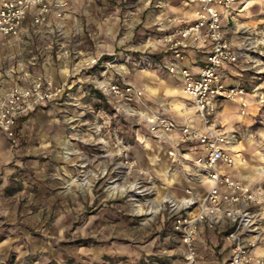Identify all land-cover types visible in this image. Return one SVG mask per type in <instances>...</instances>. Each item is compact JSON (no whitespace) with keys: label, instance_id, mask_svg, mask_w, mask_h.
Listing matches in <instances>:
<instances>
[{"label":"rangeland","instance_id":"rangeland-1","mask_svg":"<svg viewBox=\"0 0 264 264\" xmlns=\"http://www.w3.org/2000/svg\"><path fill=\"white\" fill-rule=\"evenodd\" d=\"M68 2L65 26L53 35L56 45H48V21L26 39L23 57L0 62L6 77L0 91L11 81L4 71L20 62L32 74L59 64L66 68L59 78L70 84L67 100L35 108L6 144L10 157L0 171V240L9 236L6 242L13 245L0 244V264H195L187 262L162 202L182 196L183 187L193 182L194 165L184 161L181 145L165 144L140 114L126 113L98 86L100 79L124 78L141 87L144 79L136 81L141 72L168 74L159 67L156 46L161 32L178 19L167 8L172 0ZM238 6L234 19L225 22L229 35L246 49L231 65L247 89L246 106L240 104L241 116L233 124L243 139L240 158L251 172L264 168V0ZM142 14L151 17L150 25L133 22ZM118 16L119 30L112 25ZM97 55V63H85ZM235 103L223 99L219 105L225 111ZM150 104L142 96L137 107L171 116L167 106ZM223 117L216 119L226 123ZM129 183L133 189H120ZM151 208L157 211L150 216Z\"/></svg>","mask_w":264,"mask_h":264},{"label":"built area","instance_id":"built-area-1","mask_svg":"<svg viewBox=\"0 0 264 264\" xmlns=\"http://www.w3.org/2000/svg\"><path fill=\"white\" fill-rule=\"evenodd\" d=\"M194 19L163 32L159 41L165 43L169 58L159 61L183 81V89L201 121L178 122L164 110H140L143 90L122 78L100 79L98 86L113 97L130 115L140 114L155 136L167 138L176 131L181 142L197 141L202 152L194 159L192 179L208 182L205 192L194 186L185 187L181 197L166 196L163 205L172 218V228L184 247L190 263L196 260V237L202 226H225L230 242L228 264H264V253L257 251L264 238V186L252 188L248 181L236 179L220 171V165L231 167L236 158L231 145L240 141L235 131H225L216 119L215 111L223 99H238L246 106V87L236 78L229 80L227 65L235 64L246 54L243 45L229 35L225 19L233 20L236 4L246 0H199ZM67 0H0V33L17 35L24 18L30 13L35 24L48 23L49 14H66ZM234 29L233 31H235ZM207 43L205 61L198 71L185 62L187 49H198ZM100 55L92 56L86 64L97 63ZM106 64H113L111 59ZM67 80L54 82L52 77L36 75L28 84L18 82L8 86L0 95V134L13 137L18 119L36 107L50 101H65L70 96Z\"/></svg>","mask_w":264,"mask_h":264},{"label":"crops","instance_id":"crops-1","mask_svg":"<svg viewBox=\"0 0 264 264\" xmlns=\"http://www.w3.org/2000/svg\"><path fill=\"white\" fill-rule=\"evenodd\" d=\"M199 4V0H172L167 8L171 14L178 15V19L171 25H169L168 28L164 29L163 32L170 31L177 25L192 21L194 19L193 11ZM238 5L236 6L238 7ZM70 6V3L68 2L65 7L66 12L67 10H69ZM62 19L64 20L65 16L57 15L54 11L49 14L48 21H50V24H48L49 27L45 29L49 30V32L52 33L48 34L50 37V42L48 45L50 46L56 45L58 43L57 39L54 38V32L57 31L58 34L59 30H63V27L65 25L64 23H62ZM121 22L122 20L118 16L117 19L112 20V25L116 24V26L114 27L115 29L119 30ZM133 22H142V24L144 25H150L152 19L149 15L144 17L142 14L134 17ZM41 26L42 25L35 24L32 21V16L29 13L22 22L19 34L3 35L0 33V62L12 56L15 58L17 57L18 59H20V57H23L22 49H24V43L26 39L32 35V32H36L35 30H38V27ZM163 32H161V34ZM165 46L166 45L164 42L158 41L156 48L158 50L157 54H159L158 57L160 61L169 58V53L168 51H166ZM206 53L207 43L198 49H187V57L185 59V62L190 65L194 71H198L200 65L205 61ZM58 65L59 64L50 66L45 65L44 70L39 69L35 71L34 74H32L31 71H29L28 67H24L23 65L21 66L20 62V65L16 67L12 66L8 68V71L4 72H6V74H8L9 78L11 79L9 85L15 82L28 84L35 77V75L51 76L53 77L54 82H59L61 81L59 75L63 72H66V68L60 66L58 67ZM231 65L226 66V70L229 73L228 81L235 80L234 76H236V73H233V70L231 69ZM165 70L168 74H165V76L161 77L157 76L154 71H144L139 73L138 77H140V79L138 78L136 81L144 79L141 83V87L144 88L143 101L145 103L152 102V104L150 105L153 108L167 106L170 109L172 118H174L178 122H191L196 126H200L201 121L197 116V113L192 104L191 106L188 105V107L185 106L187 103L186 99H191L183 89L182 79L178 76L173 75L167 69ZM0 83H6V77H4L1 68ZM3 92H5V89H2L0 91V94H2ZM236 102L237 103L230 105L229 108H226L225 111H222V105H219L215 111V116L219 117L220 114H223V118L227 119V125L222 120H219V122L221 123V128L225 131H235L233 121L238 120L241 116V114L237 112V109L240 107L241 103L239 100H236ZM153 103H155L156 105L153 106ZM41 106L42 105L38 107ZM244 109H246V107ZM32 111H30L29 113H31ZM23 117L18 119L16 129L23 121ZM14 139L15 135L13 137H8L4 134H0V171L6 163L7 159L10 157V153H8L7 151L8 147L6 144ZM164 140V143L167 145L171 143L181 145L182 151L180 153L185 157L184 161L192 166L194 165V159L202 152L200 143H198L197 141L181 142L178 139V133L176 131L170 133L167 138H164ZM242 142L243 139H240V141H236L231 145V151L234 152L236 158L235 164L231 167L220 165V171L227 173L233 178L248 181L252 188H259L261 186H264V168L251 169V172H248L245 161L240 158V148L242 147ZM192 181L195 182L194 179H192ZM193 182H191L190 184L198 188L202 192H205L209 185L206 181L201 183L197 181L195 183ZM3 186L4 185L0 183V191L3 190ZM184 187L182 195L184 194ZM261 209L264 210V204H262ZM225 234L226 227L223 225L215 227L207 225L202 226L196 237L197 259L195 264H228V258L230 255V242L228 239H226ZM8 237L9 236L4 235L0 240V244L6 242ZM12 245L13 244L11 242H6L4 249ZM15 245L17 246V244ZM257 251L260 253H264V238L261 239L259 245L257 246Z\"/></svg>","mask_w":264,"mask_h":264},{"label":"bare ground","instance_id":"bare-ground-1","mask_svg":"<svg viewBox=\"0 0 264 264\" xmlns=\"http://www.w3.org/2000/svg\"><path fill=\"white\" fill-rule=\"evenodd\" d=\"M236 100H238V99H236ZM112 186H115L116 187V184L115 183H113L112 184ZM118 188H119V186H118ZM133 189L134 188V184L133 183H129V184H127V186L126 187H121L120 189ZM115 189V188H114ZM116 190V189H115ZM170 196H172V195H170ZM155 211H157V208H151V209H149L147 212L149 213V215L151 216L152 215V213H154Z\"/></svg>","mask_w":264,"mask_h":264}]
</instances>
